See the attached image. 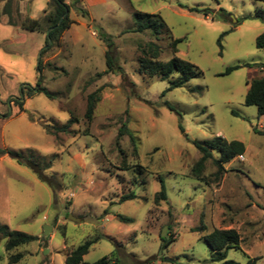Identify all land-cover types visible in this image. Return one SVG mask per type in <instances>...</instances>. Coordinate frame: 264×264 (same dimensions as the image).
Returning <instances> with one entry per match:
<instances>
[{"label": "rangeland", "instance_id": "1", "mask_svg": "<svg viewBox=\"0 0 264 264\" xmlns=\"http://www.w3.org/2000/svg\"><path fill=\"white\" fill-rule=\"evenodd\" d=\"M51 4L0 0V147L22 153L47 178L0 156V225L36 237L10 251L0 241V264L16 254L12 264H65L67 252L94 238L83 256L89 264L103 257L109 264H217L201 238L215 227L240 234V249H228L227 259L264 264V115L243 103L247 82L264 74V51L255 47L264 3L81 0L83 13L70 9L60 46L41 54ZM135 12L160 15L165 28L157 36L133 31ZM27 17L40 29L22 28ZM172 39L175 55L201 74L162 95L168 81L138 72V46L154 42L158 59L168 61ZM228 67L235 68L224 73ZM39 80L52 98L36 92ZM97 89L88 121L87 95ZM124 122L134 140L118 135ZM62 126L57 135L45 130ZM216 136L241 142L244 159L221 172L208 159L197 180L193 141ZM158 177L166 200L155 203ZM128 192L136 197L120 202Z\"/></svg>", "mask_w": 264, "mask_h": 264}, {"label": "trees", "instance_id": "2", "mask_svg": "<svg viewBox=\"0 0 264 264\" xmlns=\"http://www.w3.org/2000/svg\"><path fill=\"white\" fill-rule=\"evenodd\" d=\"M81 0H51L52 9L44 15V19L47 22L49 31L47 32L46 47L41 51L45 53L51 49H56L60 46V39L63 32L70 26L71 19L69 18V12L71 8H75L77 11L83 13V10L76 5L80 3ZM264 3V0H254ZM255 17L262 18V15L258 12ZM133 31L143 32L145 30H150L155 36L163 31L165 28V23L158 14H148L135 12L133 14ZM20 26L27 30H39L40 23L37 19H31L27 17L22 22ZM105 42L111 44L110 37L105 38ZM178 40L172 39L170 42L171 51L173 56L168 61H161L158 59L160 54L159 46L154 42H148L145 45H139L138 50L140 52L138 56V72L146 75L149 78L157 77L159 79H165L168 81L167 88L162 92V95L175 87H180L185 84L189 79L201 74V70L197 68L194 64L179 58L175 55L177 49L176 44ZM255 47L257 49L264 51V31L258 34L255 38ZM106 69L111 71L113 69V60L110 55L106 53ZM41 60L39 61L37 68L41 70ZM264 66V64H262ZM235 67H228L224 73L229 72ZM100 75V74H98ZM248 88L244 95L243 103L247 106H255L258 115L264 114V74L255 77L247 82ZM201 92V88L191 89V91ZM99 89L91 92L87 95V105L85 110V118L89 121L92 118L93 111L96 102L99 100ZM32 87L29 88L27 96L34 94ZM36 92H43L48 98H52V94L40 85V80L37 83ZM19 104V110H23V99H17ZM71 123L72 120H69ZM66 126L55 127L54 131L46 127L47 133L52 135H57L58 132L64 130ZM260 134L264 135V131H259ZM128 134L131 140L133 139L131 131L128 129L126 123H122V126L118 130V135ZM193 144L199 150L200 157L198 161L194 164L191 169L192 176L200 181L204 180L202 176V170L204 168V163L206 160L210 159L212 163L217 167V171L221 172L223 170V165L230 162L239 154H243L244 146L241 142L236 140L226 141L220 136H216L210 140L197 141L194 140ZM213 152L217 156L213 155ZM8 155L16 162L28 166H34V170L38 174L39 178L46 179L42 175L41 171L35 164L31 163L22 153L16 152L14 150L0 147V156ZM160 183V189L155 193L154 201L159 203L160 201L166 200V193L163 181L158 177ZM136 195L133 192H128L120 197V202L126 199L135 198ZM118 220L123 222H129L131 219L125 217L121 214H116ZM201 230L204 226L200 227ZM201 238L205 241L207 246L211 250V255L209 258L210 262H215L217 264H239L234 260L227 259V251L230 248L240 249V234L234 228H213L210 232L203 234ZM36 239L35 236L17 231L10 230L8 227L0 225V241L4 240V249L10 251L16 247L32 242ZM97 239H88L78 246L67 252L65 257V264H89L83 261V256L88 252L89 247ZM20 258V254L10 256L9 263L12 264ZM258 258L248 257L245 264H256ZM93 264H109L106 257H103Z\"/></svg>", "mask_w": 264, "mask_h": 264}, {"label": "water", "instance_id": "3", "mask_svg": "<svg viewBox=\"0 0 264 264\" xmlns=\"http://www.w3.org/2000/svg\"><path fill=\"white\" fill-rule=\"evenodd\" d=\"M70 218H71L72 220H77V219H75V218H74V217H72V216H70ZM48 231H50V227H48V226H45V227H44V233H43V234H44V236L47 234V232H48Z\"/></svg>", "mask_w": 264, "mask_h": 264}, {"label": "built area", "instance_id": "4", "mask_svg": "<svg viewBox=\"0 0 264 264\" xmlns=\"http://www.w3.org/2000/svg\"><path fill=\"white\" fill-rule=\"evenodd\" d=\"M237 157H238L239 159H241V160H243V159H244V157H243V155H242V154H239Z\"/></svg>", "mask_w": 264, "mask_h": 264}, {"label": "crops", "instance_id": "5", "mask_svg": "<svg viewBox=\"0 0 264 264\" xmlns=\"http://www.w3.org/2000/svg\"><path fill=\"white\" fill-rule=\"evenodd\" d=\"M264 115V114H263Z\"/></svg>", "mask_w": 264, "mask_h": 264}]
</instances>
